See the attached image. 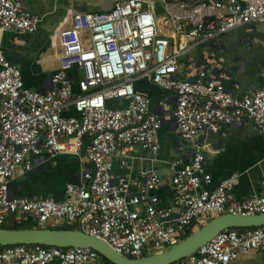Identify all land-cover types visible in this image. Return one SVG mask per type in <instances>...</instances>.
I'll list each match as a JSON object with an SVG mask.
<instances>
[{
	"label": "built area",
	"instance_id": "obj_1",
	"mask_svg": "<svg viewBox=\"0 0 264 264\" xmlns=\"http://www.w3.org/2000/svg\"><path fill=\"white\" fill-rule=\"evenodd\" d=\"M69 22L55 29L58 68L43 92L25 88L20 69L1 50L0 37V227L10 218L13 226L76 225L116 254L138 259L175 245L193 223L203 225L208 217L264 215V180L259 195L245 201L233 199L237 173L208 189L212 179L204 172L200 149L187 164L168 162L171 206L155 194L163 184L157 170L133 173L130 164L136 146L159 151L163 124L151 100L135 90L140 79L173 95L175 130L186 142L244 119L264 134V88L237 97L225 88L222 75L208 78L199 70L193 78L177 77L179 58L190 49L250 23L264 25V0H114L105 12L73 11ZM38 23L22 0H0V36L33 33ZM167 26L171 35L165 34ZM70 70L82 73L74 80L76 93ZM111 100L126 104L110 108ZM72 111L77 116H69ZM81 152L91 168L65 186L62 200L11 196L10 181L31 171V157H79ZM113 160L124 174L113 173ZM254 251L264 253V225L221 231L172 264H233L240 252ZM0 264L104 263L88 247L15 245L0 250Z\"/></svg>",
	"mask_w": 264,
	"mask_h": 264
},
{
	"label": "crops",
	"instance_id": "obj_2",
	"mask_svg": "<svg viewBox=\"0 0 264 264\" xmlns=\"http://www.w3.org/2000/svg\"><path fill=\"white\" fill-rule=\"evenodd\" d=\"M22 1L24 8L38 17L37 30L22 35L9 31L1 33V50L6 60L20 69L25 88L43 92L49 89L50 76L58 68L60 48L55 39V29L58 26L69 27V17L73 11L105 12L111 8L114 0ZM155 9L157 15L162 17V8L157 5ZM167 28L165 34L171 35V28ZM199 70H205L208 78L216 79L222 75V83L233 96L239 97L264 88V25L250 23L239 27L208 44L190 49L179 58L178 78H193ZM69 74L72 76V90L76 93L74 80L79 73L70 70ZM134 88L151 100L152 110L162 117L163 124L158 133L159 151L151 154L136 146L130 164L133 173L141 169L157 170L163 184L155 194L161 204L171 206L172 203L168 188L172 174L168 162L178 159L187 164L196 149L202 151L204 172L212 179L208 189L237 173L239 183L232 190L233 199L245 201L259 195L264 180V134L254 129L250 120L244 119L240 124L226 126L217 133L203 132L193 142H186L179 138L175 130L172 118L173 95L160 90L148 79L138 80ZM125 104L119 100L108 102L110 108H122ZM68 115L77 116L73 111ZM31 160V171L18 173L10 181L12 197L60 201L64 198L65 186L76 183L79 173L91 168L85 163L82 152L79 157L49 156L44 153L37 160L34 157ZM112 170L114 174H124L116 160H113ZM213 218L208 217L204 222ZM5 225L12 227V218ZM197 226L202 225L193 223L190 228L195 229ZM233 264H264V253L240 252Z\"/></svg>",
	"mask_w": 264,
	"mask_h": 264
},
{
	"label": "water",
	"instance_id": "obj_3",
	"mask_svg": "<svg viewBox=\"0 0 264 264\" xmlns=\"http://www.w3.org/2000/svg\"><path fill=\"white\" fill-rule=\"evenodd\" d=\"M264 225V215L235 216L224 214L207 221L189 236L160 253L143 258H129L116 254L102 240L77 230L2 229L0 246L39 245L44 247H88L111 264H172L195 253L202 245L226 229H248Z\"/></svg>",
	"mask_w": 264,
	"mask_h": 264
},
{
	"label": "trees",
	"instance_id": "obj_4",
	"mask_svg": "<svg viewBox=\"0 0 264 264\" xmlns=\"http://www.w3.org/2000/svg\"><path fill=\"white\" fill-rule=\"evenodd\" d=\"M180 1H188V0H180ZM0 228H2V229H15V230H19V229H51V230H72V231H77V230H79L78 226H76V225L71 226V225L66 224V223L63 224L62 226H59V227H56V228H50V227L38 228V227H36L35 225L28 224V223H24V224H22V225H20V226H12V227H5V225H3V226L0 227ZM193 230H194L193 227L189 228V229L187 230V235H186V237L189 236V235L193 232ZM235 230L238 231V232H242V231H244L245 229H235ZM43 247H44V246H43ZM3 248H5V247H1V246H0V250H2ZM99 256H100V255H99ZM100 258H101V260H102V262H103L104 264H111V263H109L108 261H106L104 258H102L101 256H100Z\"/></svg>",
	"mask_w": 264,
	"mask_h": 264
},
{
	"label": "rangeland",
	"instance_id": "obj_5",
	"mask_svg": "<svg viewBox=\"0 0 264 264\" xmlns=\"http://www.w3.org/2000/svg\"><path fill=\"white\" fill-rule=\"evenodd\" d=\"M155 4H156V3H155ZM79 74L81 75L82 73L79 72ZM5 227H11V226H10V225H5ZM199 227H200V226H197L195 229H197V228H199ZM195 229H194V230H195ZM194 230H193V231H194Z\"/></svg>",
	"mask_w": 264,
	"mask_h": 264
}]
</instances>
